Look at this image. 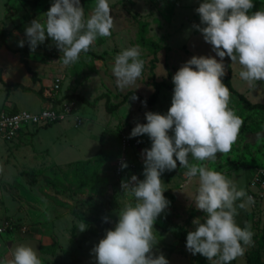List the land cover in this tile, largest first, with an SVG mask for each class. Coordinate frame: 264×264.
Segmentation results:
<instances>
[{"label": "rangeland", "instance_id": "1", "mask_svg": "<svg viewBox=\"0 0 264 264\" xmlns=\"http://www.w3.org/2000/svg\"><path fill=\"white\" fill-rule=\"evenodd\" d=\"M200 2L201 0H109L111 15L114 18L112 35L98 38L90 51L81 53L80 59L70 66L63 65L60 59L63 53L51 38H46L45 44L38 45L35 51L29 48L31 64L41 79L48 78L47 81L50 83L51 78L56 75L62 77V87L55 98L59 99L61 96L62 100L75 101L76 109L73 116L51 125H30L32 129L39 127L24 138L23 142H19V138L18 141L12 140L14 143L0 139V166L4 169L0 174V221H16L13 216L8 215L11 208L19 213L26 204L33 207L24 195L29 189L30 192L40 195L47 193L55 202L58 200L57 202L64 205L60 209L64 214L67 212L66 220L69 221L70 231H74V221H78V225L86 223L88 226L83 232H80L77 226L78 232L72 235V239H68L66 234L62 233V243L70 250L69 254L64 252L62 257L76 258L77 254H82L84 261L94 264L91 249L104 237L106 229L115 227L116 211L126 200L122 193L121 181L119 184L116 182L119 178L114 173L115 160L120 152L121 130L131 132L137 122L146 123L147 111L166 114L173 95L170 89H162L154 104L143 103L145 102L143 98L153 93L155 79L172 81L175 72L193 55L215 56L212 46L204 41L202 33L192 27L194 23L200 24L199 14L195 11ZM52 3L53 0H0L2 36L11 39L16 47H20L18 42L25 39V46L28 44L25 28L32 21L31 16L36 12L35 17L42 21L43 13L47 12ZM93 3L94 0H81L86 16L91 13ZM253 3L254 8L251 11L264 8V0H253ZM142 21L147 22L146 36L156 42L155 47L140 44L139 30ZM135 45L140 46L144 69L134 85L121 90L117 87L111 71L113 58L123 48ZM3 48V44L0 43V63L8 65L12 75L25 79V73L18 66L16 59L8 58ZM20 62L22 63L21 60ZM232 67L233 74L235 68L233 75L235 81L231 79L233 87L251 102L264 103V81L258 82V86L252 89L239 77L241 66L235 64ZM0 88L4 87L0 84ZM130 90L138 92L140 97L136 96L137 99L132 100V95L118 109L108 111L106 108L108 98L113 104L119 103L123 95ZM260 90L263 92L260 93ZM99 95L102 97L93 106L79 97L83 96L92 101ZM2 103L0 90V107H3ZM241 104L238 96L230 91L229 106L243 120V124L231 151L227 154L218 153L215 161L206 163L232 179L249 195L251 191L256 190L255 187H250V182L257 167L264 166V135L253 136L258 131H264V110H249ZM76 114L81 118V123L77 122ZM258 125L263 129L256 130ZM103 132L109 159L100 168V173L104 180L111 184L109 191L106 196H94L88 192L77 193L75 188L69 187L65 181L58 180L55 174L67 170L76 160L91 158L102 146ZM141 137L142 147L138 153L133 149L129 156V161L135 163V166L129 169L130 177L135 174L139 179L144 178L141 152L151 147V140L147 134ZM185 171L177 161L176 169L166 170L161 176L165 191L173 193L175 201L167 209L170 214L164 216L161 213L154 224V231L159 239L154 252L163 253L169 264H195L193 254L186 249V237L187 232L194 229L193 219L196 217L203 219L204 215L191 202V197L198 186L197 181L187 183ZM48 177L54 179L55 184H48L46 180ZM257 194L252 205L246 209H238L236 222L241 227L246 223L250 224L253 237L252 243L245 246L244 254L231 264H249L247 254L258 248L264 260V246L260 247L261 238H264V195ZM17 204L20 206L17 207ZM106 215L109 217L107 222L102 219ZM18 226L22 225L19 223ZM16 229L17 227L3 232L0 236V245L6 236L12 237L8 232ZM30 241V246L42 242L36 239ZM56 243L58 244L57 241ZM19 244H22L20 239L15 245ZM0 249L3 252L2 246ZM200 257L204 258L202 255ZM207 264H210L208 260Z\"/></svg>", "mask_w": 264, "mask_h": 264}, {"label": "clouds", "instance_id": "2", "mask_svg": "<svg viewBox=\"0 0 264 264\" xmlns=\"http://www.w3.org/2000/svg\"><path fill=\"white\" fill-rule=\"evenodd\" d=\"M253 0H201L195 11L200 24H193L212 46V55H193L175 72L171 106L166 114L147 111L146 123L137 122L130 138L147 134L151 147L142 150L143 179L135 174L121 181L126 197L116 211L114 228L91 249L96 264H169L163 253L154 252L159 239L157 218L169 206L164 196L162 173L184 168L187 183L197 181L191 202L204 213L193 219L186 249L204 256L210 264H231L252 243L250 224L236 222L238 209L254 203L252 196L225 174L207 165L217 154H227L236 142L243 120L229 106L230 91L223 83L224 58L239 64V77L255 89L264 81V8L251 11ZM44 19H33L25 28L31 51L51 38L70 66L90 51L100 37H110L114 27L109 0H94L85 15L81 0H53ZM25 39L18 42L23 47ZM139 45L123 48L113 58L111 71L124 90L141 77L144 60ZM219 57V59H217ZM132 100L137 99L135 94ZM146 104V101L143 102ZM171 133V134H170ZM126 161L121 169L127 168ZM4 171L0 166V174ZM239 202V203H238ZM109 221L106 215L102 218ZM88 226L80 223L83 232ZM0 264H42L37 251L26 244L15 246Z\"/></svg>", "mask_w": 264, "mask_h": 264}, {"label": "crops", "instance_id": "3", "mask_svg": "<svg viewBox=\"0 0 264 264\" xmlns=\"http://www.w3.org/2000/svg\"><path fill=\"white\" fill-rule=\"evenodd\" d=\"M3 37L7 40V43L5 44L1 40L0 43L3 44V50L5 51V54L8 58L16 59L18 66L25 73V79L12 75L9 71L8 65L6 66L4 65V63H0V84L4 87L3 89L0 88L3 101V107H0V109L7 111L25 109L37 112L45 107L53 105V102L43 100L37 93L38 90L43 89L44 95H51L49 82L47 81L48 78L45 79L44 77V79H41V76L38 75L40 79L34 80L32 74L26 71V67H24L25 65L20 62V52L12 50L20 49L21 47H16L14 44H12L11 39L9 40L5 36ZM28 58L31 67L36 70L31 64L30 53ZM234 74H232V81H235V76H233ZM11 82L21 83L25 86L30 87L31 89L24 90L22 87L10 86L7 84ZM260 91V93L263 92V90ZM59 99H62V97L60 96ZM38 127L39 126H36L32 129L31 126H28L15 139L17 140L19 138V142H23L24 138H27L28 135L32 133L33 130L38 129ZM136 150L137 151L135 152L138 153L139 148H137ZM29 190L24 195L30 200L28 202L30 204H33V207L28 206L25 202H23L24 205L26 204V206H24L21 212L17 213L13 211L12 208L10 211H8V215H10L11 217L13 216V218L16 219V221H19L22 226H28V230L23 231L21 227H17L16 230H10L8 232V235L11 234L12 237L10 238L6 236L1 242L0 246H2L3 252L0 251V258L10 255V252L13 248H15V243L18 239L22 241V244L26 245H29V243L31 242L30 239H36L42 240V242L39 245H34L31 247L36 249L39 258L42 261V264H90V262L84 261V259L81 257L82 254H77L76 258H70L66 256L62 257L64 252L68 253L70 251L69 248L64 243H62V233L66 234V237L68 239H72V235L77 234L78 232L77 226L79 222L74 221V231H70L68 229L69 221L66 220L67 212H65L64 214L62 212L63 210L60 209L64 205L57 202L58 200L55 202L52 199V196L48 195L47 193H41L40 195L35 192H30ZM18 205L19 204H17V207ZM55 239L58 244L56 243ZM91 264H93V262Z\"/></svg>", "mask_w": 264, "mask_h": 264}, {"label": "trees", "instance_id": "4", "mask_svg": "<svg viewBox=\"0 0 264 264\" xmlns=\"http://www.w3.org/2000/svg\"><path fill=\"white\" fill-rule=\"evenodd\" d=\"M35 15H36V12H34V14L31 16L32 20L37 19ZM168 20H170V17H168ZM146 33H147V22L142 21L140 30H139L140 44L142 46L151 45L152 47H155L156 42L152 40L151 38L147 37ZM0 40L5 44L7 43V40L2 36L1 30H0ZM44 44L45 42L39 45H44ZM15 50L20 52L21 61L25 65L26 69L32 74L33 79L39 80L40 78L38 76V72L31 67L30 62H29V58H28L29 57V45L26 44L23 48L15 49ZM224 61L226 65V74L222 78L223 83L228 87V89L231 92L235 93L238 96L239 101L242 103L241 105L243 107L249 110L250 109L264 110V103L251 102L243 93L238 92L233 87L232 82H231L233 68H232L229 57L226 56ZM154 65H155V62L153 63L152 68L154 67ZM7 84L10 86L22 87L24 90L31 89L30 87L25 86L21 83L11 82ZM153 87H154L153 93L149 97L143 98L144 101H146V103L148 104H154L157 101L158 96L161 93L162 89L167 88L173 91L174 84L172 81H169V80H163V79L156 80L155 79L153 81ZM37 93L43 100L51 101L54 103L53 105L55 106L59 105L63 101L62 99H58V98L56 99L52 95H49V96L44 95L43 89L38 90ZM134 94L135 96L140 97V94L138 92L134 90H130L123 95V98L119 103H114V104L111 103V99L108 98L106 101V108L108 109V111H114L118 109L123 103H125ZM79 97L85 103H89L90 105L93 106L100 100L102 95L95 97L92 101L83 96H79ZM53 123L55 122H51L46 125H51ZM260 129H263V127L261 125H258L256 127V130H260ZM104 136H105V132H103V134L101 135L102 146L97 150V152L91 158L76 160L74 163L71 164V166L67 170L63 172H56L55 177L56 178L58 177V180L62 179L63 181H65L67 185H69V187L75 188V191L77 193L88 192L90 195H94V196H106L111 184L106 182L103 178V175L100 173V168L102 167L104 162H106L109 159V154L107 150L105 149ZM119 145H120V137H119ZM119 150L120 152H119L118 157L122 155L120 146H119ZM46 180L48 184H55L56 182L54 179L49 178V177ZM116 182L119 184L120 180H117ZM164 196L170 201L168 208L171 207L175 201V195L173 193L165 191ZM110 203H111V200H110ZM167 209L162 213V215L165 216V215L170 214L169 210ZM168 227L169 225L167 224V228ZM263 246H264V238H261L260 247H263ZM192 259L195 264H207V260L205 259V257L204 258L200 257V255L198 254L193 255ZM247 261L249 264H264V260L261 257V250L258 248L257 250L249 252L247 254Z\"/></svg>", "mask_w": 264, "mask_h": 264}, {"label": "built area", "instance_id": "5", "mask_svg": "<svg viewBox=\"0 0 264 264\" xmlns=\"http://www.w3.org/2000/svg\"><path fill=\"white\" fill-rule=\"evenodd\" d=\"M62 77L56 75L51 78L49 87L50 93L53 97H56L57 93L62 87ZM76 109L74 101L63 100L59 105H51L45 107L40 111L34 112L25 109H18L16 111H7L0 109V139L12 141L14 140L25 128L30 125H45L51 122L62 121L67 119L69 116H73ZM78 123H81V118L78 114L75 115ZM120 147L122 155L117 157L114 165V173L120 181L129 179L131 172L129 169L135 166L132 160L129 161L133 149L142 147V137L130 138V132L121 130L120 132ZM126 161L128 164L127 168L121 169V162ZM250 187H255V191H251L249 195L255 198L259 195H264V166L257 167L255 175L250 182ZM19 222L13 220L0 221V236L3 232H7L9 229L19 227ZM23 231L28 230V226H21ZM94 264L96 261L94 259Z\"/></svg>", "mask_w": 264, "mask_h": 264}, {"label": "water", "instance_id": "6", "mask_svg": "<svg viewBox=\"0 0 264 264\" xmlns=\"http://www.w3.org/2000/svg\"><path fill=\"white\" fill-rule=\"evenodd\" d=\"M260 134H262V135H264V131H258V132H256V133H254V137H257L258 135H260Z\"/></svg>", "mask_w": 264, "mask_h": 264}]
</instances>
